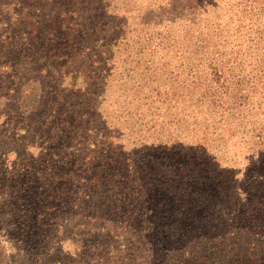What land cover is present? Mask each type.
I'll use <instances>...</instances> for the list:
<instances>
[{
	"label": "trees",
	"instance_id": "16d2710c",
	"mask_svg": "<svg viewBox=\"0 0 264 264\" xmlns=\"http://www.w3.org/2000/svg\"><path fill=\"white\" fill-rule=\"evenodd\" d=\"M0 22L16 106L36 105L21 81L36 65L68 93L66 80H81L80 105L112 97L96 110L97 160L129 173L139 226L164 220L177 231L165 239L186 243L158 260L146 246L145 261L114 248L113 261L264 264V0H0ZM118 226L102 232L118 239ZM0 264H12L1 241Z\"/></svg>",
	"mask_w": 264,
	"mask_h": 264
},
{
	"label": "rangeland",
	"instance_id": "374dc122",
	"mask_svg": "<svg viewBox=\"0 0 264 264\" xmlns=\"http://www.w3.org/2000/svg\"><path fill=\"white\" fill-rule=\"evenodd\" d=\"M132 1L141 5L142 0ZM6 31L7 25L0 22V35ZM40 67L27 71L32 82L21 76L23 85L33 88L30 93L36 101L35 107L24 110L15 103L19 79L10 80L0 67V241L11 263L117 264L109 255L114 248L121 251L119 259L132 252L141 261L147 259L146 246L156 260L183 248L186 243L173 245L174 239H165L166 233L175 236L177 231L164 220L148 217L139 226L136 214L141 211L135 206L145 202L131 201L136 196L128 184L129 173L114 160L107 171L97 160L106 140L97 132L99 126L95 128L96 118L102 123L100 114L105 108L110 111L113 98L100 105L82 98L80 105L81 80H66L68 93L57 82L39 78ZM18 96L20 105L27 93L18 89ZM116 161L120 162L118 156ZM140 190L144 195V188ZM153 191L151 205H162L161 196ZM106 224L121 227L118 239L102 232Z\"/></svg>",
	"mask_w": 264,
	"mask_h": 264
}]
</instances>
